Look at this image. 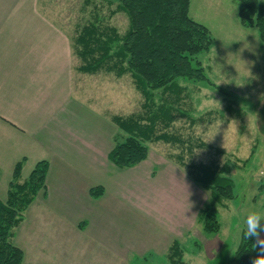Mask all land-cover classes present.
Wrapping results in <instances>:
<instances>
[{"label":"crops","instance_id":"obj_1","mask_svg":"<svg viewBox=\"0 0 264 264\" xmlns=\"http://www.w3.org/2000/svg\"><path fill=\"white\" fill-rule=\"evenodd\" d=\"M58 6L49 0H0V198H6L20 160L24 178L28 167L49 162L46 189L26 210L13 242L24 251L23 264H53L40 252L83 249L86 239L107 253L87 264H136L146 255H163L173 240L184 241L202 228L197 217L206 191L150 148L134 167L110 161L118 127L110 123L108 131L92 93L75 83V32L56 17ZM146 182L150 187L142 191ZM97 186L104 193L95 198L91 189ZM36 220L40 230L32 233Z\"/></svg>","mask_w":264,"mask_h":264},{"label":"trees","instance_id":"obj_2","mask_svg":"<svg viewBox=\"0 0 264 264\" xmlns=\"http://www.w3.org/2000/svg\"><path fill=\"white\" fill-rule=\"evenodd\" d=\"M91 2L90 0H86ZM114 3L116 0H103ZM240 3L239 22L243 27H255L264 41V4L262 0H236ZM118 10L128 18V28L120 33L94 14L86 23L76 28L72 38L73 52L80 58L77 67L80 72L97 74L100 71L113 73L116 77L129 74L136 89L144 99L143 111L137 114L113 115L118 127L114 136L115 146L109 153L110 161L119 168H130L144 161L149 145L158 142L176 144L182 151L167 157L176 161L191 178L206 192L207 199L200 209L197 223L204 232L219 233L222 227L219 207L228 206L236 197L235 180L231 176L234 166L228 157L223 163L216 159L196 163V149H214L215 154L225 155L226 150L214 147L199 138H183L172 126L179 117L189 116L191 124L212 121L215 112H208V119L191 117L184 110L186 86L181 80L206 82L218 89L227 102L221 110L234 112L232 93L213 82L206 74L198 58L203 51H209L214 44L211 30L190 15L191 0H117ZM239 112V117H241ZM171 128V131H170ZM256 153L253 147L243 163H249ZM189 161L187 162V159ZM24 160L14 168L8 185L6 200L0 198V264H23L24 251L13 242L14 229L24 220L25 212L35 201L40 191L46 189L49 170L48 160L38 161L28 177L22 175ZM104 193L102 186L91 189L95 198ZM184 242L173 240L165 258L171 264H188L185 254L188 243L200 248L199 241L192 234ZM254 240H245L243 232L229 264H252L259 254L253 249ZM146 255L144 258L149 257Z\"/></svg>","mask_w":264,"mask_h":264},{"label":"rangeland","instance_id":"obj_3","mask_svg":"<svg viewBox=\"0 0 264 264\" xmlns=\"http://www.w3.org/2000/svg\"><path fill=\"white\" fill-rule=\"evenodd\" d=\"M49 1L59 5L55 10L56 17L61 18L63 23H67L66 25L70 24L72 33L73 30L76 33V28L86 23L94 14H98L105 23L115 26L120 33H124L128 28L127 15L118 10L117 0L114 3L90 0L88 4L86 0ZM262 2L264 4V0ZM239 8L240 3L236 0H191V17L207 26L215 39L211 49L201 52L198 58L209 78L232 93L235 110L232 113L226 112L222 118L220 112L227 104L224 95L206 82L184 79L181 80L186 86L187 94L184 110L191 117L203 119H208L206 114L212 111L215 113L210 118H215L212 121L203 120L194 125L190 123L189 116L179 117L174 122L172 130L180 132L183 138H199L214 147L224 148L227 152L225 155H217L214 149H196L194 155L196 163L209 162L212 159L223 163L230 157L233 161L239 158L240 165L234 166L231 173L235 180L236 197L229 201L227 208L219 207V214L224 225L222 231L207 233L200 227L196 228L192 235L202 247L188 243L189 251L185 254L188 264H229L240 241L243 220L247 212L251 210L264 212V41L261 40L257 28H247L240 24ZM72 58L73 66L78 70L81 60L74 52ZM99 73L101 74L88 75L89 73L75 71V83H78L80 88L86 86L87 91L92 93L93 108L102 112L103 120L109 122L108 131L112 133L111 124L114 125V123L111 117L141 113L144 99L129 74L116 77L113 73L104 71ZM82 76L85 78L81 79ZM239 112L242 114L241 117L238 116ZM104 130L107 131V128L105 127ZM116 133L113 132V135L115 136ZM253 147L256 148L254 157L249 163H243L242 160L250 156ZM149 148L151 152L154 151L155 154L166 157L168 154L176 156L182 151L180 145L163 142L150 144ZM168 159L191 178L190 174L176 161ZM34 167H26L27 171L30 169L26 177ZM108 173L114 176L115 172L108 171ZM145 187L147 189L150 184L144 183L142 191ZM201 193L203 194L202 191ZM6 198L1 199L6 200ZM125 214L131 213L125 212ZM225 214L228 216L227 223L231 226L229 229L226 228ZM38 225L37 220L31 222L32 233L40 230ZM16 228L14 235L17 232ZM93 246L86 239L83 249L80 246V249L73 250V247L69 246L64 254L48 251L40 253L46 258L44 260H49L53 264H79V259L81 264H87V261L91 259L94 262L107 255L97 245ZM214 247L217 249L214 250ZM31 253L34 252L31 251ZM165 254L149 256L135 262L136 264H171L164 257ZM111 255L114 256L112 252ZM111 255V261L116 259ZM133 258L135 259L134 255L131 256L132 260ZM83 259L85 262L82 261Z\"/></svg>","mask_w":264,"mask_h":264},{"label":"clouds","instance_id":"obj_4","mask_svg":"<svg viewBox=\"0 0 264 264\" xmlns=\"http://www.w3.org/2000/svg\"><path fill=\"white\" fill-rule=\"evenodd\" d=\"M264 212L251 210L247 212L243 220V238L255 241L253 249H259V254L252 259V264H264V238L260 233L264 232Z\"/></svg>","mask_w":264,"mask_h":264}]
</instances>
